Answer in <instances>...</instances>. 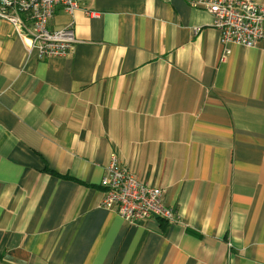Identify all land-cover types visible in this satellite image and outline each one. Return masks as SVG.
Here are the masks:
<instances>
[{"label":"crops","instance_id":"1","mask_svg":"<svg viewBox=\"0 0 264 264\" xmlns=\"http://www.w3.org/2000/svg\"><path fill=\"white\" fill-rule=\"evenodd\" d=\"M79 4L64 57L0 20V264H264V44L186 0ZM112 154L175 223L100 206Z\"/></svg>","mask_w":264,"mask_h":264},{"label":"built area","instance_id":"2","mask_svg":"<svg viewBox=\"0 0 264 264\" xmlns=\"http://www.w3.org/2000/svg\"><path fill=\"white\" fill-rule=\"evenodd\" d=\"M80 0H0V20L14 29L28 54L42 59L64 57L77 43L71 27L49 30V22L59 11L80 9ZM190 6L204 8L213 17L224 45L235 43L246 48L264 44V3L252 0H186ZM95 17L96 12L87 11ZM102 208L112 210L128 225L161 219L176 222L174 211L164 204L163 190L139 180L112 154L100 181Z\"/></svg>","mask_w":264,"mask_h":264},{"label":"trees","instance_id":"3","mask_svg":"<svg viewBox=\"0 0 264 264\" xmlns=\"http://www.w3.org/2000/svg\"><path fill=\"white\" fill-rule=\"evenodd\" d=\"M159 222H163V223H166L165 221L161 220V219H157Z\"/></svg>","mask_w":264,"mask_h":264}]
</instances>
